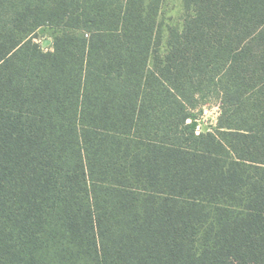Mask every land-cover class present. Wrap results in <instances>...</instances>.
I'll use <instances>...</instances> for the list:
<instances>
[{"label": "trees", "instance_id": "16d2710c", "mask_svg": "<svg viewBox=\"0 0 264 264\" xmlns=\"http://www.w3.org/2000/svg\"><path fill=\"white\" fill-rule=\"evenodd\" d=\"M162 3L0 0V264H264V0Z\"/></svg>", "mask_w": 264, "mask_h": 264}, {"label": "rangeland", "instance_id": "374dc122", "mask_svg": "<svg viewBox=\"0 0 264 264\" xmlns=\"http://www.w3.org/2000/svg\"><path fill=\"white\" fill-rule=\"evenodd\" d=\"M185 17L184 10V0H163L161 13H160V22L163 25V35L164 41H167L168 38V30L169 28H179L181 29L183 26V21ZM64 31L59 29H50V28H41L38 30V38L37 43L42 45L44 49L48 46L52 45L53 40L56 36L61 35ZM78 36L82 35L81 33H77ZM49 42V45L44 47V43ZM219 106L218 101L210 102L204 105L200 113L197 114V118L195 121H190L189 123H196V131L200 132H209L213 131L218 124V119L220 116V112L217 109ZM210 110L213 114L212 116H204L203 111ZM217 114V116H216ZM217 121V122H216Z\"/></svg>", "mask_w": 264, "mask_h": 264}, {"label": "built area", "instance_id": "2783aa9c", "mask_svg": "<svg viewBox=\"0 0 264 264\" xmlns=\"http://www.w3.org/2000/svg\"><path fill=\"white\" fill-rule=\"evenodd\" d=\"M218 110H219V112H220V107L218 106V108H217ZM213 114H215V113H213L212 111H210V110H205L204 109V111H203V115L206 117V116H212ZM216 116H217V114H216ZM190 122V121H189ZM217 122V121H216ZM196 133L197 134H199L200 133V131H196Z\"/></svg>", "mask_w": 264, "mask_h": 264}, {"label": "water", "instance_id": "95a60500", "mask_svg": "<svg viewBox=\"0 0 264 264\" xmlns=\"http://www.w3.org/2000/svg\"><path fill=\"white\" fill-rule=\"evenodd\" d=\"M47 45H49V42L44 43V47L47 46ZM192 127L195 128L196 127V123H192Z\"/></svg>", "mask_w": 264, "mask_h": 264}]
</instances>
